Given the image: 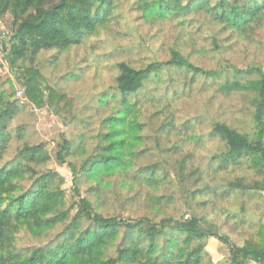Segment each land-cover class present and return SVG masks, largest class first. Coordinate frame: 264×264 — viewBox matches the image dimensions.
<instances>
[{"label": "trees", "instance_id": "16d2710c", "mask_svg": "<svg viewBox=\"0 0 264 264\" xmlns=\"http://www.w3.org/2000/svg\"><path fill=\"white\" fill-rule=\"evenodd\" d=\"M132 1L147 19H179L209 12L217 24L239 35L254 24L261 25L264 17V0ZM113 13L114 0H0V20L7 15L12 20L9 33L0 32V56L15 72L14 78L25 89L29 104L38 110L55 107L58 113L69 109L66 97L45 86L39 69H23L19 62L42 51H65L79 45L107 25ZM163 65L206 78L222 96L251 97L252 134L239 132L223 121H213L210 134L222 143V164L245 166L257 178L249 184L236 179L228 184V190L264 194V74L260 73L256 79H225L218 83L222 71L197 67L178 50H171ZM158 68L154 64L141 70L127 63L117 65L116 90L112 95L102 93L98 101V108L110 112L96 135L97 151L83 160L79 168L68 162L74 186L80 171L96 183L91 188L95 193L108 178H114L120 188L129 191H135L137 186L141 188L139 191L143 187L159 191L158 183L162 180L157 178V167L135 165L145 153L139 150L144 144L141 132L159 123L155 134L157 147L170 143L176 133L196 140L187 121L182 124L184 131L175 130V105L137 97ZM5 84L9 87L5 88ZM134 94L136 100L131 102L129 97ZM117 95L122 99L113 105ZM21 106L15 99L11 80L2 83L0 76V264H202L206 256L204 241L209 237L228 245L229 264H264V224L258 228L254 240L236 247L226 235L209 231L197 216L190 221L164 218L154 221L151 214L136 220L107 217L85 198L67 207L62 189L64 178L45 168L50 160L45 143H30L23 127L13 125ZM82 149L83 144L71 148L63 140L57 160L64 163L67 155L78 157ZM191 158V154L186 155L179 166L181 180L196 177L194 181L198 182L201 173L196 169L183 174L184 164ZM147 197L158 207L165 200L170 201L163 194ZM54 230L57 233L45 241ZM22 237L33 242H23Z\"/></svg>", "mask_w": 264, "mask_h": 264}, {"label": "rangeland", "instance_id": "374dc122", "mask_svg": "<svg viewBox=\"0 0 264 264\" xmlns=\"http://www.w3.org/2000/svg\"><path fill=\"white\" fill-rule=\"evenodd\" d=\"M10 19L7 15L0 20L1 33H9ZM109 21L77 46L65 51H42L19 62L23 69H39L45 86L66 97L69 102L67 112L54 113L56 108L48 106L38 110L29 104L23 93L25 89L14 78L15 72L0 56L1 81L11 80L15 99L23 105L13 125L23 127L30 143H45L50 155L45 168L64 178L62 189L67 207L85 198L92 202L97 212L107 217L136 220L151 214L154 221L162 218L190 221L197 216L209 231L226 235L228 242L236 247L254 240L258 228L264 224V194L228 190V184L236 179L241 178L249 184L257 178L245 166L222 164V143L210 134L213 121H223L239 132L252 134L254 107L251 97L246 94L222 96L206 78L163 63L170 58L171 50H178L197 67L222 71L218 83L225 79H256L260 73L264 74V17L261 25L254 24L239 35L217 24L209 12L179 19H147L132 0H114V13ZM119 63H127L137 70L158 65V71L145 81L138 96L131 95L129 100L134 102L137 96L148 102L154 100L175 105V130L184 131L182 124L187 121L197 136L196 140H189L187 135L182 136L184 133H176L170 143L157 147L155 134L159 123L141 132L144 144L139 150L145 153L135 165L157 167V178L162 183H158L159 191L156 192L143 186L140 191L138 186L135 191L122 189L114 178H108L95 193L91 188L96 183L80 171L76 185H73L75 178L68 162L79 168L83 160L97 151L96 135L102 130V120L110 112L98 108V101L102 93L112 95L116 90ZM4 86L8 88L9 84ZM117 96L113 105L122 99ZM63 140L68 141L71 148L83 144V149L78 157L67 155L66 161L60 163L57 154ZM188 154L192 158L186 160L183 174L188 175L191 168L196 169L201 173L198 182L194 181L196 177L181 180L179 166ZM161 194L170 201L165 200L158 207L148 200V195ZM56 231L49 233L45 241ZM22 240L33 242L26 237ZM204 252L202 264H229L228 245L217 238L209 237L204 241Z\"/></svg>", "mask_w": 264, "mask_h": 264}, {"label": "water", "instance_id": "95a60500", "mask_svg": "<svg viewBox=\"0 0 264 264\" xmlns=\"http://www.w3.org/2000/svg\"><path fill=\"white\" fill-rule=\"evenodd\" d=\"M54 113L56 112V109H54V111H53Z\"/></svg>", "mask_w": 264, "mask_h": 264}]
</instances>
